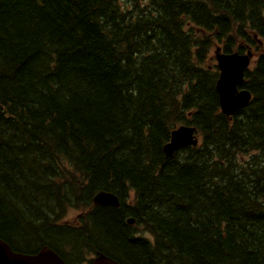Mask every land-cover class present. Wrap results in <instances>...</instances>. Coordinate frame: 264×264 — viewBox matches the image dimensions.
<instances>
[{
    "label": "trees",
    "instance_id": "obj_1",
    "mask_svg": "<svg viewBox=\"0 0 264 264\" xmlns=\"http://www.w3.org/2000/svg\"><path fill=\"white\" fill-rule=\"evenodd\" d=\"M258 40L264 0H0V237L67 264H264ZM217 45L256 55L231 119ZM181 124L199 144L167 157Z\"/></svg>",
    "mask_w": 264,
    "mask_h": 264
},
{
    "label": "water",
    "instance_id": "obj_2",
    "mask_svg": "<svg viewBox=\"0 0 264 264\" xmlns=\"http://www.w3.org/2000/svg\"><path fill=\"white\" fill-rule=\"evenodd\" d=\"M252 56L250 50L245 54L238 52H220L215 50L218 77L215 82V90L218 95V105L226 116L233 115L243 108L251 99V92L246 88H240L244 81V72L250 63ZM195 127L180 125L170 133L169 140L163 145V153L171 157L182 147L196 146L197 139L194 136ZM94 206H119L118 197L108 191L100 190L92 196ZM133 218L127 219L128 224H133ZM0 264H67L52 248L42 246L36 253L28 254L14 251L11 246L0 238ZM89 264H119L113 258L99 253L91 258Z\"/></svg>",
    "mask_w": 264,
    "mask_h": 264
},
{
    "label": "rangeland",
    "instance_id": "obj_3",
    "mask_svg": "<svg viewBox=\"0 0 264 264\" xmlns=\"http://www.w3.org/2000/svg\"><path fill=\"white\" fill-rule=\"evenodd\" d=\"M124 1V0H123ZM211 64V63H210ZM75 214L74 212L70 213L67 218H68V221L70 222H74L75 218H74ZM81 264H88V263H81Z\"/></svg>",
    "mask_w": 264,
    "mask_h": 264
}]
</instances>
